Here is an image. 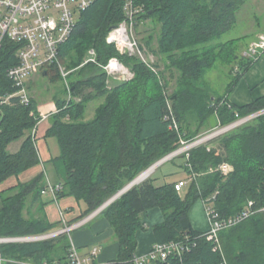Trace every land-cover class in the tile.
Instances as JSON below:
<instances>
[{
    "label": "trees",
    "instance_id": "16d2710c",
    "mask_svg": "<svg viewBox=\"0 0 264 264\" xmlns=\"http://www.w3.org/2000/svg\"><path fill=\"white\" fill-rule=\"evenodd\" d=\"M246 1L135 0L144 7L137 20L143 15L156 17L160 26L159 50L183 73V84L171 97L172 104L161 90H155L156 75L147 62L120 54L106 41L108 31L124 18L123 0H92L80 12L69 38L59 46V59L67 63L85 44L93 48L95 62L79 68V77L70 81L69 92L74 97L82 96L85 88L91 87L98 90L94 97H102V101L93 117L86 120L85 106L93 96L83 95L81 101L56 96L57 111L50 116L51 126L46 133L56 137L59 149L50 159L63 186L56 196L69 195L77 202L83 201L85 209L79 218L174 151L181 138L191 140L202 128L216 126V117L220 124H226L234 120L235 113L247 115L264 108V98L242 107H228L226 102L228 93L258 58L238 54L232 40H220L232 29L236 12ZM199 41L213 45V57L210 66L206 59L203 63L193 61L194 73L204 71L201 66L211 70L219 65L220 71L227 70L230 80L222 93L213 85L204 90L185 78L186 65L179 49L196 48ZM18 48L7 38L0 47V184L39 163L35 140L31 133H26L40 118L37 101L31 98L29 103H23L20 96L14 95L17 89L7 77V69L17 63ZM260 54L264 55V51ZM112 57L128 67L133 76L107 87L103 66ZM80 63L81 56L77 54L73 64ZM87 74L90 75L85 77ZM192 119L196 124L190 122ZM24 136L17 152L7 150L10 142ZM214 140H219L225 153L218 147L208 149L201 144L188 151V158L180 155L181 166L190 177L185 193L175 189V182L156 186L148 177L102 210L119 242L117 264H133L135 231L144 228L141 214L153 207H159L163 213V221L152 228L156 243L188 240L190 249L150 264H264V112ZM223 161L233 167L225 177L216 170ZM43 179L41 173L29 183L17 185L20 190L11 197H4L0 191L1 237L38 235L52 229L44 219H26L22 215L28 196L36 198L46 187ZM213 194L221 217L237 214L252 201L253 213L220 231L218 242L193 229L188 218V210L196 200H206ZM56 244L65 253L56 261H66L70 243L65 233L49 240L4 243L0 250L5 258L32 257L38 263H53L48 252Z\"/></svg>",
    "mask_w": 264,
    "mask_h": 264
},
{
    "label": "built area",
    "instance_id": "2783aa9c",
    "mask_svg": "<svg viewBox=\"0 0 264 264\" xmlns=\"http://www.w3.org/2000/svg\"><path fill=\"white\" fill-rule=\"evenodd\" d=\"M91 2L92 0H0V47L4 38L19 45L16 53L17 63L7 69V77L17 89L14 95L20 96L23 103H29L30 101L27 88L28 79L35 72L59 63V46L69 38L80 12ZM122 11L124 18L108 31L106 41L113 44L119 53L125 52L131 56H142L140 42L135 37L133 29L137 23V18L144 13V7L136 4L135 0H123ZM262 51H264V33L258 34L249 43L244 55L255 58ZM88 62H95V51L93 48L89 49L88 57L84 64ZM103 69L112 75L119 73L118 76H115L116 78H121L122 75L125 77V67L116 57H112L103 66ZM228 107H231V105L228 104ZM56 111L57 109L55 108L49 112L39 114L40 118L33 127V134L36 125L41 120L50 117ZM263 112L264 108L247 115L235 113L234 120L226 124H218L203 137L205 140L216 139L226 132L252 120ZM174 126L177 127V124L174 123ZM197 140L183 148L187 149L188 147L190 148L196 145L198 143ZM180 152L174 150L161 157L151 166H154L155 170L158 166L177 157ZM186 158H188V152H186ZM187 164L190 166L189 163ZM216 170L225 177L232 172L233 167L230 163L223 161L218 164ZM193 176L194 174H192ZM186 185V181H178L174 184L175 189L179 193L183 191ZM61 188L60 183L52 184L47 182L46 187L41 192H50L56 197L57 191ZM214 198L215 194L204 200L208 226L203 231V234L206 235L208 240L218 242V234L220 231L236 225L242 219L250 216L253 211L252 201H248L245 207L237 214L231 217H221L214 206ZM104 207L106 205L103 203L77 221L71 224L65 223L64 227L57 233L39 236L0 237V245L6 242H33L49 236H57L65 233L70 243L66 261L44 264H92V257L97 254L98 249L94 247L88 255H81L70 233L72 230L84 225L91 218L101 213ZM189 249L190 244L188 240L168 241L161 244L155 243L146 254L135 255L133 264H150L157 259L165 260L171 254L181 255ZM4 261L5 257L0 250V264H4Z\"/></svg>",
    "mask_w": 264,
    "mask_h": 264
},
{
    "label": "crops",
    "instance_id": "0c3cea01",
    "mask_svg": "<svg viewBox=\"0 0 264 264\" xmlns=\"http://www.w3.org/2000/svg\"><path fill=\"white\" fill-rule=\"evenodd\" d=\"M264 33V0H247L244 5L236 12V20L232 29L226 34L220 37V40H232L233 47L238 54L244 55L249 43L254 40L258 34ZM39 71L31 75L28 79L29 84L32 79L39 76ZM121 79V78H120ZM120 79H114L116 82ZM224 83L222 85L215 84L214 87L220 93L224 91L226 85L229 83L230 77L224 76ZM27 81V84H28ZM35 99V96L32 95ZM264 98V55L259 54L257 60L250 65V67L242 74L234 88L226 97V102L234 107H242L251 104L255 100ZM37 109L39 114L43 112L51 111L54 101H46L40 103L37 99ZM50 109V110H49ZM93 117V116H92ZM91 117V118H92ZM88 120L87 118H85ZM216 125L220 124L219 118L216 117ZM51 126L50 117L41 120L35 127L33 134V128L26 133H31L35 140L36 150L39 156V163L26 169L18 176H11L4 180L0 184V189L9 188L20 183H26L36 178L41 173L44 174L46 182L56 184L60 183L56 175L53 164L50 159L53 155L57 154V147L53 144L51 137L47 136V131ZM213 127V126H211ZM205 128L206 130L210 129ZM215 127V126H214ZM25 136L10 142L7 146V150L11 153H15L19 150ZM51 140V141H49ZM171 162L172 166L178 168L181 172V177L170 178L169 175H173L175 171H170L159 175H155V172L160 168V165L150 178L156 186L163 185L168 182L186 181L187 185L181 192L185 193L187 186L190 182V177L185 169L178 165L175 161ZM50 164L51 173L54 180L49 175L47 165ZM51 179V180H50ZM172 179V180H171ZM27 208L24 209L22 215L28 219L34 217L35 219H44L50 225H52L51 231L60 230L66 224H71L78 219L81 211L85 209V203L83 201L77 202L72 196H54L50 192H40L36 198L34 195H29L27 198ZM196 203V204H195ZM194 207L188 210V218L190 225L193 229L204 231L208 226V218L205 209V203L203 199H198L194 202ZM31 208V209H29ZM64 214V215H63ZM65 216V217H64ZM63 217V220H62ZM163 221V213L159 207H153L141 214V222L144 228L137 229L135 231V237L137 241L135 255L146 254L151 247L156 243L153 226ZM70 236L81 255H88L92 248L96 247L98 252L92 257V264H117V255L119 251V242L114 234V231L103 213H99L91 218L84 225L71 231ZM49 258L52 261L63 256L65 253L63 249L59 248L58 244L54 248L49 250ZM53 262V263H54ZM38 263L33 260L32 257H27L22 260L15 258H5L4 264H44Z\"/></svg>",
    "mask_w": 264,
    "mask_h": 264
},
{
    "label": "rangeland",
    "instance_id": "374dc122",
    "mask_svg": "<svg viewBox=\"0 0 264 264\" xmlns=\"http://www.w3.org/2000/svg\"><path fill=\"white\" fill-rule=\"evenodd\" d=\"M133 32H134L135 37L140 42L141 51H142V56H135V57L141 61L147 62L152 67L154 74L156 75V80H154L155 90H161L162 93L167 97L168 103L172 104L173 99L171 97L181 89V86L183 84L180 80L181 75H183V73L181 72V70L176 65L171 64V62L167 59V56L165 54L161 53L159 50L158 40H159V35H160V26H159V23H157L156 17L153 15L152 16L151 15H143L142 17H140L137 20V23L134 25ZM80 49L81 50H78V52L75 51L71 55V59L68 60L67 63H62V61L59 59L58 64H55L54 66H50V67H47V68L39 71V74H38L39 76L36 78V80L33 78L30 84L28 81L27 88L29 91L30 99L34 98L32 96V95H34L35 99H37L40 103H42V102L45 103L46 101L53 100L54 101L53 108H55L56 107L55 106V97L56 96L59 98L72 99V100L75 99L77 101H81V99L84 97L83 95H91V96H93V99H91V101H89L86 104L85 112H84L85 118L90 119L94 115L95 108L102 101V97L101 98L100 97H97V98L94 97L98 93L97 92L98 90H96V89L94 90L91 87H86L85 93L82 96L77 95L75 97L73 95H71V92H69V83H70V81L77 80V78L79 77L78 70L86 61L90 47L87 46V44H85ZM178 53L182 58V62H184L186 65L185 70H186L187 74L185 73V78L187 81L194 82L199 87L204 88V90H207L208 88H210L211 85H213V86L215 84L222 85V83H224V81H225L224 76H227V74H228L227 70L220 71L221 67L219 68V65L214 66V64L212 66H214L215 68H213V69L211 68V70H209L210 69L209 68V66H210L209 61L213 57V55H212L213 45L212 44L199 41V42H197L196 48L195 47L185 48V47L181 46ZM77 54L81 56V63L78 65H75V64H73V61H74V56ZM120 54L129 56L125 52H122ZM205 59H206V63H208L209 66L207 68L201 66V68H203L204 71L200 70L198 72L195 71V73H194V69L192 68L193 61L194 62L200 61L201 63H203V62H205L204 61ZM124 67L126 70L124 69L125 74L124 73L123 74L125 75V80H128L133 76V73L125 65H124ZM103 70L106 72L105 69H103ZM88 75H90V74L85 75V77ZM106 75H107V82H106L107 87H111L113 85L114 79L115 80L120 79V78L115 77V76H118L119 73L112 75V74H109L106 72ZM120 75H122V74H120ZM43 113H45V112H43ZM190 122L192 124H196L194 119H192ZM215 122H216V119L213 120L214 124H215ZM213 128H214V126L208 130H206L205 128H202L200 133H198L191 140L181 138L180 143H179V147H177L175 149V151H177L181 148L183 150L184 149L183 147L191 144V142L193 143V141L197 140L198 138L200 139L201 137H203L204 135L209 133L210 130H212ZM51 139L53 140V144L55 145V147H57V150L59 151L58 144L56 143V137L52 136ZM49 141H51V140H49ZM201 144H204V145L206 144L208 148H217L218 147V149L221 153H225V149L220 144L219 140H214V139L211 140L210 139V140H205L204 142L196 144L194 146H191L190 148L188 147L187 149H184L183 151L181 150L180 154H178V156L174 159V161L178 165H181L182 164V158H179L180 155H182V154L186 155V152H188L191 148L197 147ZM149 167H147V168H149ZM51 169L52 168H50V164L47 165V170L49 171V175L52 178L53 174L51 173ZM170 171H172V172L175 171V172L173 175H169L168 179H170V178L176 179V178L182 176L180 170L178 168L173 167L171 162H168V161L166 163H164L162 166H160V168L155 172V175H159L161 172L166 173V172H170ZM153 172L150 173V175H152ZM150 175H148V177H150ZM148 177H146V178H148ZM43 180H44V183L47 184V182L45 180V176H44ZM53 180H54V178H52V181ZM29 182L30 181H27L26 183H29ZM21 184H24V183L17 182L16 185L11 186L9 188H5V189L1 188L0 191L4 193L3 194L4 197H11V196H13L19 192L20 188L17 185H21ZM56 184H58V183H56ZM60 185L62 186L61 183H60ZM15 187H16V189L12 190V188H15ZM60 190H62V188ZM26 204H27V202L25 203V206H24L22 212H24V209L27 208ZM108 204H110V203H105L104 205L107 206ZM195 204H193L190 207V209L192 207H194ZM29 209H31V208H29ZM62 220H63V217H62ZM58 231L59 230H54V231L50 230L47 233L38 234V236L39 235H49V234L57 233ZM53 237H56V236H49V237H46V238L40 239V240H49L51 238L53 239Z\"/></svg>",
    "mask_w": 264,
    "mask_h": 264
},
{
    "label": "water",
    "instance_id": "95a60500",
    "mask_svg": "<svg viewBox=\"0 0 264 264\" xmlns=\"http://www.w3.org/2000/svg\"><path fill=\"white\" fill-rule=\"evenodd\" d=\"M121 79H125V77L122 75ZM150 175V174H149ZM138 177V176H137ZM137 177H135L132 181H130L129 183H127L121 190H119L116 194H114L112 197H110L107 201L104 202L105 203H111L112 201H114L117 197H119L122 193H124L126 190H128L129 188H131L132 186H134L135 184L141 182L142 180H137ZM148 177V176H147Z\"/></svg>",
    "mask_w": 264,
    "mask_h": 264
},
{
    "label": "bare ground",
    "instance_id": "6f19581e",
    "mask_svg": "<svg viewBox=\"0 0 264 264\" xmlns=\"http://www.w3.org/2000/svg\"><path fill=\"white\" fill-rule=\"evenodd\" d=\"M197 141H198V143H202L205 141V139H204V137H202V138L198 139ZM181 150H182V148L179 149L178 152H180ZM154 168H155L154 166H151L148 169H146L145 171H143L142 173H140L137 177V180H142V179L146 178L154 170Z\"/></svg>",
    "mask_w": 264,
    "mask_h": 264
}]
</instances>
